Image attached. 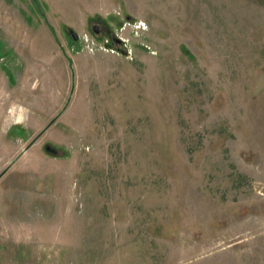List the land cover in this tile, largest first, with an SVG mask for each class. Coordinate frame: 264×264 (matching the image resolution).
Returning <instances> with one entry per match:
<instances>
[{
	"label": "rangeland",
	"instance_id": "374dc122",
	"mask_svg": "<svg viewBox=\"0 0 264 264\" xmlns=\"http://www.w3.org/2000/svg\"><path fill=\"white\" fill-rule=\"evenodd\" d=\"M0 264H264V0H0Z\"/></svg>",
	"mask_w": 264,
	"mask_h": 264
},
{
	"label": "water",
	"instance_id": "95a60500",
	"mask_svg": "<svg viewBox=\"0 0 264 264\" xmlns=\"http://www.w3.org/2000/svg\"><path fill=\"white\" fill-rule=\"evenodd\" d=\"M74 37L77 38V34L76 33H73Z\"/></svg>",
	"mask_w": 264,
	"mask_h": 264
}]
</instances>
